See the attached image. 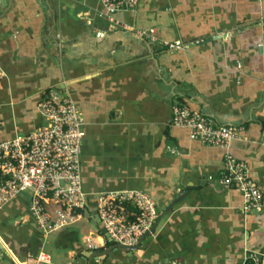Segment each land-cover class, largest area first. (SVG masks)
<instances>
[{"label": "crops", "instance_id": "1", "mask_svg": "<svg viewBox=\"0 0 264 264\" xmlns=\"http://www.w3.org/2000/svg\"><path fill=\"white\" fill-rule=\"evenodd\" d=\"M99 9V0H0V140L42 125L37 104L48 92L69 96L85 119L83 191L144 190L166 211L131 255L90 264L264 256V210L243 212L236 187L217 182L230 153L264 188V0H138L112 19ZM164 39L187 46L170 52ZM174 104L241 126L239 137L226 147L190 139L170 122ZM112 243L93 204L49 232L27 194L0 210V264H85ZM39 252L49 262H36Z\"/></svg>", "mask_w": 264, "mask_h": 264}, {"label": "built area", "instance_id": "2", "mask_svg": "<svg viewBox=\"0 0 264 264\" xmlns=\"http://www.w3.org/2000/svg\"><path fill=\"white\" fill-rule=\"evenodd\" d=\"M99 16L112 19L118 11L135 10L138 0H99ZM124 25V24H123ZM143 38L157 39L155 28H138ZM170 52L185 48L181 41L159 40ZM44 123L27 133L0 140V210L27 194L32 218L46 232L69 224L90 204L107 237L114 243L136 245L158 218L155 200L144 190L119 189L86 193L82 188L80 154L85 119L69 96L50 91L37 104ZM171 124L188 130L189 138L205 145L226 147L239 137L241 126L218 124L200 111L172 106ZM217 182L241 193L242 211L264 210V188L248 174L247 164L226 153ZM54 203L56 207L49 208ZM39 252L36 262H49ZM239 264H264V256L247 252Z\"/></svg>", "mask_w": 264, "mask_h": 264}, {"label": "water", "instance_id": "3", "mask_svg": "<svg viewBox=\"0 0 264 264\" xmlns=\"http://www.w3.org/2000/svg\"><path fill=\"white\" fill-rule=\"evenodd\" d=\"M165 212L166 211H162L160 213V215L158 216L156 222L153 224L151 229L149 231H147L144 235H142V237L140 238L139 242L136 245H134V246H126V245H121V244H118V243H112V244H110L109 246H107L105 249H103L101 251H94L93 253L86 254L87 259H86V263L85 264H90L93 259L100 258V257L102 258L103 254H107V253H110L111 251H115V250H117L119 252L122 251V252H125L128 255H131V253L134 250H137V249L140 248V243H141L142 239L145 237V235H147V234H149V233H151V232H153L155 230L156 225L158 224L160 218H162V216L165 214ZM97 219H99L98 216H97ZM108 241L111 242V240L109 238H108Z\"/></svg>", "mask_w": 264, "mask_h": 264}, {"label": "clouds", "instance_id": "4", "mask_svg": "<svg viewBox=\"0 0 264 264\" xmlns=\"http://www.w3.org/2000/svg\"><path fill=\"white\" fill-rule=\"evenodd\" d=\"M112 242V241H111ZM114 243V242H113Z\"/></svg>", "mask_w": 264, "mask_h": 264}, {"label": "trees", "instance_id": "5", "mask_svg": "<svg viewBox=\"0 0 264 264\" xmlns=\"http://www.w3.org/2000/svg\"><path fill=\"white\" fill-rule=\"evenodd\" d=\"M183 105V104H182Z\"/></svg>", "mask_w": 264, "mask_h": 264}]
</instances>
